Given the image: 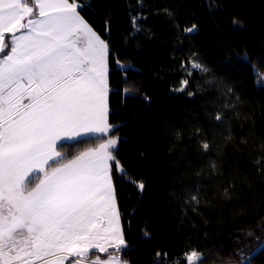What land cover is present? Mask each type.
<instances>
[{"label":"trees","instance_id":"16d2710c","mask_svg":"<svg viewBox=\"0 0 264 264\" xmlns=\"http://www.w3.org/2000/svg\"><path fill=\"white\" fill-rule=\"evenodd\" d=\"M86 3L81 15L121 62L133 65L127 70L128 84L139 89L136 95H122L124 74L110 58L109 122L117 125L111 135L121 138L118 156L128 176L146 185L141 193L127 179L114 176L129 243L122 260L153 264L159 251L168 254L159 264H176L195 249L207 254L203 264H241L239 248L246 257L243 264H264V247H257L255 239L264 235V230H256L264 222V177L255 164L264 155L259 151L264 144V87L255 85L250 67L256 64L264 74V0H143V6L137 0ZM164 9L174 19L170 21ZM137 15L147 19L141 21L144 31L133 37L131 18ZM193 24L196 31H183ZM193 53L209 72H194L187 91L177 92L183 74L180 65ZM205 79L223 81L241 97L240 118L232 119V136L226 142L218 135L221 127L215 114L231 112L223 106L235 103L236 96L204 84ZM204 139L219 143V153L201 156ZM242 139L247 144H241ZM100 142L89 140L61 151L70 159ZM209 160H216L222 174L211 172ZM198 182L205 189L200 203H186L190 197L183 190ZM229 187L231 198H225L224 189ZM250 229L252 237L236 239ZM96 255L105 258L97 252L90 258Z\"/></svg>","mask_w":264,"mask_h":264},{"label":"snow or ice","instance_id":"6c2138e0","mask_svg":"<svg viewBox=\"0 0 264 264\" xmlns=\"http://www.w3.org/2000/svg\"><path fill=\"white\" fill-rule=\"evenodd\" d=\"M137 2L143 6V0ZM87 6L86 0H0V264H128L121 258L129 243L114 176L127 179L141 193L146 185L128 176L118 156L121 138L111 135L117 125L109 122L110 58L124 74L122 95H136L139 89L128 84L127 70L133 65L121 62L81 15ZM164 14L174 19L170 10ZM145 19L131 18V36L144 31ZM196 30L195 24L183 29ZM195 57L193 53L187 61L190 68L181 63L186 78L175 91H187L192 69L209 72ZM250 67L255 85L264 87L258 65ZM204 84L236 96L235 103L223 106L231 112L215 114L218 135L226 142L232 136V119L240 118L241 97L223 81L205 79ZM89 140L102 142L70 159L61 151ZM220 147L216 141L201 140V156L219 153ZM259 151L264 154V144ZM255 164L264 177V155ZM208 166L222 174L216 160H209ZM33 178L38 181L34 185ZM230 187L224 189L225 198H231ZM204 190L199 182L185 188L190 197L185 202L199 204ZM256 230H264V222ZM253 231L236 239L250 238ZM255 239L257 247H264V235ZM94 251L107 254V259H91ZM237 251L243 264V250ZM162 255L167 259V253L157 251L153 264H159ZM206 256L193 249L176 264H203Z\"/></svg>","mask_w":264,"mask_h":264},{"label":"rangeland","instance_id":"374dc122","mask_svg":"<svg viewBox=\"0 0 264 264\" xmlns=\"http://www.w3.org/2000/svg\"><path fill=\"white\" fill-rule=\"evenodd\" d=\"M0 55H2V54H0ZM183 63L185 64V67H189L190 68V65L187 62H183ZM180 68H181V65H180ZM180 70L182 71V69H180ZM192 72L194 73V72H200V71L199 70H196V69H192ZM182 73H183L182 74V77L180 78V80H179V82H178V84H177V86H176L175 89L179 88L180 85H181V81L186 78L185 77V73L183 71H182ZM36 182H38L37 179L36 178H33L32 184L34 185ZM109 251L111 252L112 250H109ZM100 254L105 255V258L104 259H107V254H104V253H100ZM65 264H68V262L66 261Z\"/></svg>","mask_w":264,"mask_h":264},{"label":"crops","instance_id":"0c3cea01","mask_svg":"<svg viewBox=\"0 0 264 264\" xmlns=\"http://www.w3.org/2000/svg\"><path fill=\"white\" fill-rule=\"evenodd\" d=\"M111 250V249H110Z\"/></svg>","mask_w":264,"mask_h":264}]
</instances>
